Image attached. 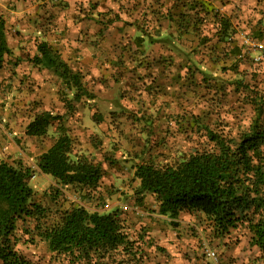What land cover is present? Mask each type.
Returning <instances> with one entry per match:
<instances>
[{
  "label": "rangeland",
  "instance_id": "1",
  "mask_svg": "<svg viewBox=\"0 0 264 264\" xmlns=\"http://www.w3.org/2000/svg\"><path fill=\"white\" fill-rule=\"evenodd\" d=\"M154 1L31 0L28 5L26 0H0L10 48L0 66V162L30 170L31 201L44 210L42 217L18 223L16 249L26 264H72L69 258L50 253L37 231L57 222L73 205L115 213L129 239L139 237L140 243L142 238L137 249H119L102 264H215L204 254L205 246L215 251L216 264L260 263L245 225L217 235L203 215L182 213L174 220L159 215L150 194H135L138 181L133 172L136 164L172 162L199 149L205 140L201 130L190 126L196 120L212 129L227 124L234 133L248 127L254 114L252 98L234 83L242 79L250 87H264V50L242 39L252 38L259 27L264 0H200L213 11L229 9L234 31L228 41L240 48V58L222 52L225 43L216 42L211 16L202 21L201 12L193 15L197 10L191 12L188 30L173 29L171 40L179 44L171 48L178 53L170 54L163 44L150 46L147 41L156 39L150 34L152 25L137 26L136 20L148 21ZM169 1L172 6L177 0ZM28 7L32 10L27 12ZM138 35L145 41L140 54L130 42ZM42 40L60 51L71 67L79 62L64 48L70 41H89L102 61L113 46L126 55L110 57L95 78L84 71L96 102L83 99L68 105L71 94L62 81L51 70L29 62ZM42 111L62 116L75 155L100 164L102 176L94 191L87 194L57 184L38 170L39 155L60 133L54 123L43 136L24 135L28 122Z\"/></svg>",
  "mask_w": 264,
  "mask_h": 264
},
{
  "label": "trees",
  "instance_id": "2",
  "mask_svg": "<svg viewBox=\"0 0 264 264\" xmlns=\"http://www.w3.org/2000/svg\"><path fill=\"white\" fill-rule=\"evenodd\" d=\"M177 1L174 2L176 7L197 10L195 15L205 11L204 16H211L216 26V42L225 43L222 52L241 57L240 48L231 46L232 42L228 41L234 27L219 10L208 9L200 0ZM191 18L188 14V20ZM184 21L177 22L183 30H188L189 23L185 25ZM256 25L259 28L254 29L252 38L264 41V18ZM35 48L29 62L40 69L51 70L62 81L71 94L68 105L83 98L93 99L82 82L81 73L72 70L47 41H39ZM8 54L5 19L0 14V66ZM237 72L236 67L234 73ZM234 84L237 90L252 98L254 114L248 127L234 133L227 124L212 129L206 122L194 121L190 126L201 130L200 138L205 140L200 148L172 162L136 164L133 172L138 181L135 194H150L157 203V213L171 220L182 213L203 215L217 235H228L238 225H245L250 234L249 244L258 251L257 261L264 264V87H250L242 79ZM61 119V115L48 111L37 113L26 125L24 135L43 136L57 123L60 133L39 155L37 168L57 184L78 187L89 194L97 188L102 168L99 163L73 153V141L61 125ZM30 178L28 168L0 162V264L27 263L16 249L18 223L42 217L44 212L41 205L31 201ZM37 235L50 253L69 258L72 264H102L110 253L119 249L130 252L143 243L142 238L137 243L139 237L129 239L115 213L89 211L80 205L65 210L52 225L40 227Z\"/></svg>",
  "mask_w": 264,
  "mask_h": 264
},
{
  "label": "crops",
  "instance_id": "3",
  "mask_svg": "<svg viewBox=\"0 0 264 264\" xmlns=\"http://www.w3.org/2000/svg\"><path fill=\"white\" fill-rule=\"evenodd\" d=\"M31 0H26V3L28 5H31L30 3ZM34 1V0H32ZM39 1V0H38ZM41 1V0H40ZM74 1H80V0H74ZM143 0H133V2L139 3L142 2ZM137 6V4H135ZM179 10H177V7H174V5L172 4V6L170 5V1L169 0H155L152 5L148 8V21H137L136 19V23L137 26L139 25H143V24H147V26H151L152 25V33L150 34H154V37H156V39H152V41H147L150 46H155L157 44H160L162 46H164L165 48H167L170 51V54L174 55L172 52L174 53H178V50H175L173 48H171V46H178L179 41H173L171 40V37H173V33L176 27V32L178 31V33L182 32V27L179 25V23L177 22L178 20H180L182 22V20L184 19V23H189L190 20H188V14L192 16L190 10L187 9V7H180L178 8ZM31 8H27V12L31 11ZM227 11L222 12V14L225 16L226 19H228L233 27V21L234 19L231 17L230 12L228 11L229 9H226ZM197 12V11H196ZM205 11H201V20L205 21L206 18L208 16H204ZM178 13H182L184 15H179ZM140 14V13H139ZM193 15H195V13H193ZM199 16V15H198ZM212 19V18H211ZM116 20H121L119 17ZM114 23H118L117 21H115ZM129 25H131L130 23H128ZM125 25V23H124ZM186 25V24H185ZM121 23L119 24V28L121 27ZM188 27V24L186 25ZM259 28V27H258ZM29 30H27L26 35L29 34ZM142 36V35H141ZM164 36V37H163ZM264 37V34H263ZM136 38H141L136 37ZM165 40H161L164 39ZM167 38V39H166ZM207 38V37H206ZM205 39V38H204ZM168 40V41H167ZM208 40H211L208 38ZM45 41V40H44ZM63 42V41H60ZM131 44H134V49L137 51L138 54H140L141 50L145 48V41H143V39H136V41H130ZM89 41H70L68 43L65 44L64 48L68 47L70 52H72V57L78 61V67H71L67 60H65L63 58V55L60 53V51H58L60 53L61 58L68 64V66L75 71H78L79 73H81L82 75V82L85 84V87L87 88V90L92 93L93 95V99L91 100H86L88 102H96V98H95V94L92 91L91 88L87 87V82L88 79L86 77L87 74L84 73L85 72H90L91 73V77L95 78L97 77V75L99 74V71L103 72V67L106 65V63H108V59L110 57H124L126 55L125 51H121L119 49L116 48V46H113V49L109 52H107L106 54H104L103 58L107 59L106 61H102V59L100 58V52L98 51V54H96L95 50L92 48V46H90ZM54 45V43H53ZM182 45V44H181ZM56 46V45H55ZM180 50L181 49L180 47ZM139 51V52H138ZM125 54V55H124ZM171 57V56H170ZM102 66V69L101 67ZM86 82V83H85ZM83 99L79 100L82 101ZM99 100H97L98 102ZM78 102V101H77ZM93 116V113H91V117ZM95 117V116H93ZM92 120V119H91ZM95 124V123H94ZM26 127V126H25Z\"/></svg>",
  "mask_w": 264,
  "mask_h": 264
},
{
  "label": "built area",
  "instance_id": "4",
  "mask_svg": "<svg viewBox=\"0 0 264 264\" xmlns=\"http://www.w3.org/2000/svg\"><path fill=\"white\" fill-rule=\"evenodd\" d=\"M242 37H243L242 39L244 41H250L251 42L250 44H252L253 47L255 49H257L258 51L264 50V44L259 43L258 42L259 40L255 39V38H245L244 36H242ZM203 252H204V254L206 255V257L210 261H212L213 263L216 264L217 257H216V253H215L214 250H212L209 247L205 246L204 249H203Z\"/></svg>",
  "mask_w": 264,
  "mask_h": 264
}]
</instances>
